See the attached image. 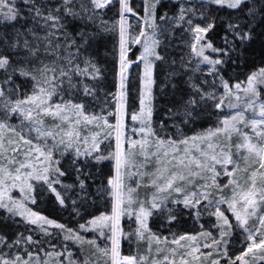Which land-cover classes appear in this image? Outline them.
<instances>
[{"label": "snow or ice", "instance_id": "6c2138e0", "mask_svg": "<svg viewBox=\"0 0 264 264\" xmlns=\"http://www.w3.org/2000/svg\"><path fill=\"white\" fill-rule=\"evenodd\" d=\"M0 264H264V0H0Z\"/></svg>", "mask_w": 264, "mask_h": 264}, {"label": "trees", "instance_id": "16d2710c", "mask_svg": "<svg viewBox=\"0 0 264 264\" xmlns=\"http://www.w3.org/2000/svg\"><path fill=\"white\" fill-rule=\"evenodd\" d=\"M127 247V244H125V248Z\"/></svg>", "mask_w": 264, "mask_h": 264}]
</instances>
